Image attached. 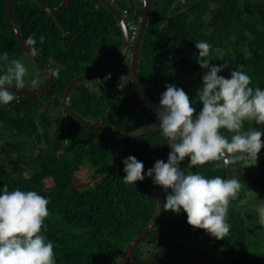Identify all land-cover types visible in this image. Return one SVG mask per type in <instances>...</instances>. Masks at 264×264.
<instances>
[{"label":"trees","instance_id":"trees-1","mask_svg":"<svg viewBox=\"0 0 264 264\" xmlns=\"http://www.w3.org/2000/svg\"><path fill=\"white\" fill-rule=\"evenodd\" d=\"M11 1L24 41L35 33L38 56L48 69L60 71L58 76L52 75L53 84L47 93L24 96L14 92V101L0 105V188L7 185L9 190H35L49 199L44 234L54 244L57 264H128L123 259L124 249L151 219L159 186L147 176L135 186L126 184L122 161L135 156L146 172L155 161L166 162L169 145L157 128L131 138L107 134L77 120L63 102L72 78L103 69L117 59L123 43L121 27L100 0H70L56 14L42 10L37 0ZM44 1L55 7L62 0ZM110 1L127 26L138 28L142 0ZM149 1L138 72L146 93L156 104L166 85L174 84L188 94L196 109L193 116L199 113L202 103L197 93L208 69H201L195 58L198 41L212 45L211 64L228 62L218 75L229 77L232 70H242L251 76V87L264 88V1L192 0L184 7L183 0ZM117 2H122V10ZM41 35L45 37L43 43L39 41ZM4 51L9 60L25 56L37 67L21 48L5 0H0V52ZM127 56L119 67H124ZM101 62L105 64L98 66ZM7 65L8 61H0V71ZM125 68L131 74L128 64ZM106 75L71 89L70 100L76 112L122 132L158 121L130 80L126 86L134 95L126 91L127 87L96 92L88 85L96 81L102 84ZM253 127L259 126L245 122V129ZM221 132L231 136L225 129ZM263 156L264 147L258 154L259 168L231 165L233 178L240 180L242 187L229 205L228 235L222 239L210 236L200 245L173 243L152 264H264V223L257 220L260 209L253 210L247 204L250 195L258 202L262 200ZM188 163L185 157L180 166L187 167ZM214 163L190 170L228 178L227 167L215 168ZM84 165L93 170L94 182L79 187L75 176ZM165 196L164 192L163 202ZM206 233L189 225L186 213L161 208L153 228L131 251V258H148L170 238L195 240Z\"/></svg>","mask_w":264,"mask_h":264},{"label":"clouds","instance_id":"clouds-1","mask_svg":"<svg viewBox=\"0 0 264 264\" xmlns=\"http://www.w3.org/2000/svg\"><path fill=\"white\" fill-rule=\"evenodd\" d=\"M44 39L41 35L40 43ZM133 41L129 38L130 47ZM24 43L32 56L38 55L35 33ZM195 48L199 67L208 69L201 77L197 93L201 110L194 117L196 109L188 94L174 84L166 85L156 107V116L157 129L171 147L167 160L155 161L145 172L143 162L129 155L122 161L125 173L122 180L135 186L137 181L150 177L153 184L162 186L166 193L160 206L163 211L184 212L189 225L222 239L229 234V205L239 196L241 182L219 175L208 177L190 169L208 162H216L215 168L236 163L243 168L256 165L264 147L261 140L264 135L261 130L264 88L251 87V76L242 70H232L229 77L218 75L228 62L210 63L213 59L209 42H195ZM0 61H8L6 70L0 71V105H7L16 99L9 86L22 88L28 69L21 60H9L7 51L0 52ZM48 71L58 76L60 70L50 68ZM245 122H255L259 127L245 129ZM221 129L231 136L222 134ZM185 157L189 163L182 168L180 165ZM48 204L49 199L35 190H9L7 185L0 188V264H57L54 244L44 234ZM259 214L264 223V205Z\"/></svg>","mask_w":264,"mask_h":264},{"label":"water","instance_id":"water-1","mask_svg":"<svg viewBox=\"0 0 264 264\" xmlns=\"http://www.w3.org/2000/svg\"><path fill=\"white\" fill-rule=\"evenodd\" d=\"M105 7L116 17L118 24L121 27L122 34H123V43L122 48L120 51L119 56L117 59L112 62L110 65L103 69H99L97 71H92L88 73H82L74 78H72L63 94V102L66 110L77 120H79L82 123H85L89 125L90 127L97 128L99 130H102L106 132L107 134H110L115 137L120 138H131L137 135L142 134L143 132L158 127V121H150L136 129L132 132H122L117 131L113 129L110 126L104 125L97 121H92L84 116L80 115L76 110L74 109L71 100H70V92L71 89L78 83L93 80L95 78H99L101 76H104L106 74H109L111 71L117 69L119 65L122 63L124 58L127 56V53L130 48L129 43V36H128V29L126 26V22L120 13V11L111 3L110 0H100ZM42 10L47 11L51 14L60 13L62 10L66 8L70 0H62L57 6L51 7L46 4L44 0H37ZM143 4V14L142 18L140 20V23L137 28V33L135 36V39L131 46V54H130V73H131V82L134 90L138 94L139 98L141 99L142 103L146 105L147 108H149L155 115H156V107L158 104H156L146 93L145 87L142 85L140 78H139V72H138V66H139V59H140V51H141V43L142 39L148 24L149 20V13H150V1L149 0H142ZM6 4V10L8 13V16L10 18V21L12 23L13 29L15 31L17 40L23 49L24 53L37 65L38 69L40 70L41 74L44 78V84L40 85L38 87L29 88L26 86H23L22 88H15V86H9L10 90L19 93L24 96H40L45 93H47L53 84V79L51 73L48 71L47 65L40 59L38 55L32 56L29 53V50L26 48L25 41L22 38L19 30V26L16 20V17L14 15L13 7H12V1L11 0H5ZM171 151V147L169 146V152ZM227 175L228 178H233V172H232V166L227 167ZM163 198H164V190L162 186H159L158 190V197H157V204L155 207V210L151 216V219L147 223V225L143 228V230L134 237L125 247L123 252V259L128 264H152L154 263L161 255L162 253L173 243L177 242H184L190 245H200L203 242H205L211 235L206 233L202 238L200 239H188L185 237H174L170 238L167 241H165L161 246H159L148 258H145L143 260H133L131 258V251L135 247V245L141 241L147 233L153 228L159 213L161 211V205L163 204Z\"/></svg>","mask_w":264,"mask_h":264},{"label":"rangeland","instance_id":"rangeland-1","mask_svg":"<svg viewBox=\"0 0 264 264\" xmlns=\"http://www.w3.org/2000/svg\"><path fill=\"white\" fill-rule=\"evenodd\" d=\"M90 1V0H89ZM94 1V0H91ZM192 0H183L182 1V5L183 7L188 5L189 2H191ZM251 1H264V0H251ZM116 6L122 10V2H117ZM130 54L131 51H129L128 56L126 58V61L124 62V67H119L113 71H111L108 75H106V77L103 79V83L99 84L98 81L95 82V84H88L91 85L92 88H94V90L96 92H100L102 89L106 88L108 89V91H112L114 89V91L118 90V87H122V88H126V91H129L130 93L133 94V92L131 91V89L126 86V84H129V80L131 81V74H129L128 72H125V67L127 66V64L130 67ZM25 66L27 67L28 71L27 74L25 75L24 78V86L29 87V88H33V87H38L40 85L44 84V80L43 77L40 75V70L37 69V67H35V65L25 56H22L20 59ZM105 64V62H101L100 65L98 66H103ZM143 66V65H141ZM98 68V67H96ZM99 69V68H98ZM121 85V86H120ZM134 95V94H133ZM264 158V156H263ZM257 168L261 167V162H257L256 165ZM92 173L93 170L88 166V165H84L81 167L80 171L78 173H76L75 176V181L77 183V185L79 187H83V186H87L91 183L94 182V178L92 177ZM48 183H50L49 181H47ZM247 204L253 209V210H259L261 208L262 205H264V194L262 195V200L261 202H258V200H256V198L253 195H250L249 198L247 199ZM259 222H261L260 220V214H259V219H257ZM262 223V222H261ZM264 234V229L263 232ZM263 242H264V236H263Z\"/></svg>","mask_w":264,"mask_h":264},{"label":"built area","instance_id":"built-area-1","mask_svg":"<svg viewBox=\"0 0 264 264\" xmlns=\"http://www.w3.org/2000/svg\"><path fill=\"white\" fill-rule=\"evenodd\" d=\"M128 31H131V35L129 36L130 41H133L135 39L137 28L134 25H128Z\"/></svg>","mask_w":264,"mask_h":264}]
</instances>
